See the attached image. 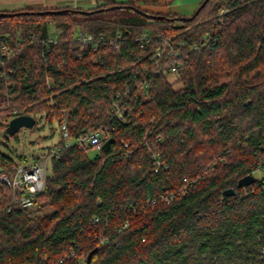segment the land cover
Returning a JSON list of instances; mask_svg holds the SVG:
<instances>
[{
    "label": "trees",
    "instance_id": "obj_1",
    "mask_svg": "<svg viewBox=\"0 0 264 264\" xmlns=\"http://www.w3.org/2000/svg\"><path fill=\"white\" fill-rule=\"evenodd\" d=\"M102 1L94 10H105L89 16L64 9L0 17V44L47 38L51 25L59 31L50 49L28 43L0 70L14 82L7 96L0 88L2 130L16 110L66 123L73 140L100 129L116 139L94 155L91 147L63 148L32 208L12 207V191L0 180V264H264V178L238 187L264 164V0H209L186 22L156 11L176 0ZM115 5L122 7L109 9ZM118 31L119 49L75 40L78 32L98 38ZM144 32L189 45L209 39L185 49L178 72L157 73L149 56L155 42L143 48L135 39ZM127 88L130 117L122 121L111 114L112 97ZM156 153L168 165L159 173ZM17 164L0 150V167ZM228 189L235 194L224 196Z\"/></svg>",
    "mask_w": 264,
    "mask_h": 264
},
{
    "label": "built area",
    "instance_id": "obj_2",
    "mask_svg": "<svg viewBox=\"0 0 264 264\" xmlns=\"http://www.w3.org/2000/svg\"><path fill=\"white\" fill-rule=\"evenodd\" d=\"M256 1V0H252ZM227 12L226 8L221 9L219 12L220 18L218 22L222 23V15ZM136 41L139 42L141 47H146L148 44L155 42L154 49L150 53L151 62L156 64V72L164 73H176L185 64L186 50L189 47V50H199L200 46L207 42L209 38H203L199 43H194L189 45L186 40L179 39L174 40L163 39L161 34L154 35L152 32H144L135 37ZM75 40L80 44H90L94 49H98L100 46H110L119 49L121 47L122 33L116 32L110 36L101 35L98 38H94L89 34H83L78 32L75 37ZM59 41V36L49 35L47 38H37L36 35H32L30 40L27 42L22 38H17L15 43L10 41L0 44V70H2L5 65L12 60L28 43L37 42L38 44L43 45L44 47L50 49L51 46L56 45ZM142 60V59H141ZM147 69V68H146ZM0 79L4 80V83H0V88L5 87L7 96L9 93V88L14 85V82L11 80V77L7 74L6 71L0 73ZM47 87L49 90L53 91L55 88V83L51 79L46 81ZM130 89L127 88L126 94L122 96L120 93H116L112 97L113 106L111 114L113 117H117L119 120L125 121L130 117L129 110L123 106L125 100L130 99L128 94ZM55 93H51L50 96L46 98L49 107H54L55 105ZM20 116L18 111L14 110L13 116H9L5 119V122H9ZM3 113L0 107V121L3 120ZM63 141L62 143L55 148H51L40 158H35L30 161H24L18 163L11 171H7L4 168L0 167V180L5 183L12 191V201L11 206L19 209H28L34 206V203L37 197L45 190L48 175L50 172V165L52 158L55 157L63 148H68L70 146L76 145L80 149L93 148L95 151H104V144L112 138L111 133L107 129L100 130H90L85 136L73 140L67 129V124L63 123L60 127ZM129 144H125V147L128 148ZM128 151V150H127ZM131 152L128 151L127 155ZM154 158V167L155 172L159 173L162 169H168V165L165 164L159 153L153 155ZM259 175L260 178H264V164H262L254 175ZM200 180V177L197 178H185L184 181L189 185L195 183V181ZM163 201L169 204L172 200V197L169 195H164L161 197ZM156 198H149L147 203L149 206H155L157 204ZM11 209V208H10ZM8 209V210H10ZM97 221V220H96ZM128 224H125V227ZM96 238L99 236L96 235ZM101 243L105 242L104 238H101ZM75 251L71 250L69 256H73Z\"/></svg>",
    "mask_w": 264,
    "mask_h": 264
},
{
    "label": "rangeland",
    "instance_id": "obj_3",
    "mask_svg": "<svg viewBox=\"0 0 264 264\" xmlns=\"http://www.w3.org/2000/svg\"><path fill=\"white\" fill-rule=\"evenodd\" d=\"M126 1V0H119ZM121 13L127 17H136L137 13L130 9H122ZM50 32L53 36H58L59 31L53 26H50ZM171 78V77H170ZM176 87H179L178 85ZM37 124L32 129H22L17 138L6 134L0 126V150L14 157L17 163L30 161L38 155H44L48 148L58 147L62 141V134L57 121L49 123L44 116H38ZM96 151H91V154H96ZM257 179L260 176L256 175Z\"/></svg>",
    "mask_w": 264,
    "mask_h": 264
},
{
    "label": "crops",
    "instance_id": "obj_4",
    "mask_svg": "<svg viewBox=\"0 0 264 264\" xmlns=\"http://www.w3.org/2000/svg\"><path fill=\"white\" fill-rule=\"evenodd\" d=\"M117 3L123 1L113 0ZM203 0H176L167 7L156 8L162 13H176L190 17L197 10ZM125 2V1H124ZM102 0H0V12L41 11L79 9L91 11L96 9Z\"/></svg>",
    "mask_w": 264,
    "mask_h": 264
},
{
    "label": "water",
    "instance_id": "obj_5",
    "mask_svg": "<svg viewBox=\"0 0 264 264\" xmlns=\"http://www.w3.org/2000/svg\"><path fill=\"white\" fill-rule=\"evenodd\" d=\"M209 0H204L202 5L199 6L195 12L194 15L190 16V17H184L182 16L180 18V21L182 22H186L190 19H193L199 12L200 10L208 3ZM122 6L120 5H115L109 9H118L121 8ZM105 9H98V10H91V11H83L80 10L78 12H80L83 15L89 16V15H93L95 13H100L103 12ZM133 10H135L137 13H140L141 15L148 17L150 19H164L165 17L162 15H155V14H149L145 11H142L141 9H138L136 7H133ZM52 14V15H60L63 14L64 11L63 10H50V11H46V12H40V14ZM11 15L10 13L7 12H0V17H6ZM37 124V119L34 116L31 115H20L17 116L15 118H13L9 124L8 127L6 128V134L9 136H13L17 133H19L22 129H32L35 127V125ZM116 142L115 138H111L110 140H108L105 144H104V151L105 152H109L112 148V145ZM257 180V178L255 177V175H248L242 179L239 180L238 182V187H247L252 185L253 183H255ZM235 194V190L234 189H228L224 192V196H232ZM97 251V249L92 250L88 256H87V263L90 262L93 254Z\"/></svg>",
    "mask_w": 264,
    "mask_h": 264
}]
</instances>
